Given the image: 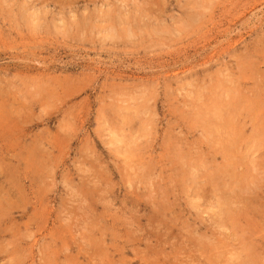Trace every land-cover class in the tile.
<instances>
[{
  "label": "rangeland",
  "instance_id": "1",
  "mask_svg": "<svg viewBox=\"0 0 264 264\" xmlns=\"http://www.w3.org/2000/svg\"><path fill=\"white\" fill-rule=\"evenodd\" d=\"M0 264H264V0H0Z\"/></svg>",
  "mask_w": 264,
  "mask_h": 264
},
{
  "label": "bare ground",
  "instance_id": "2",
  "mask_svg": "<svg viewBox=\"0 0 264 264\" xmlns=\"http://www.w3.org/2000/svg\"><path fill=\"white\" fill-rule=\"evenodd\" d=\"M230 209V208H229ZM257 262V261H256Z\"/></svg>",
  "mask_w": 264,
  "mask_h": 264
}]
</instances>
